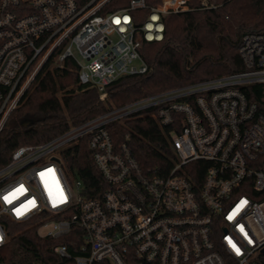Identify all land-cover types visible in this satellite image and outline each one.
<instances>
[{
    "label": "built area",
    "instance_id": "1",
    "mask_svg": "<svg viewBox=\"0 0 264 264\" xmlns=\"http://www.w3.org/2000/svg\"><path fill=\"white\" fill-rule=\"evenodd\" d=\"M188 1L129 0L101 14L107 0H0V135L46 65L74 60L78 83L101 99L118 77L147 72L143 42L161 41L164 16ZM137 10H146L140 23ZM238 53L241 70L142 96L17 146L0 165V264L7 220L52 240L50 264H264V29L245 31ZM137 117L165 133L168 164L143 167L129 133L115 142L109 125ZM83 138L103 181L94 196L64 162ZM17 189L23 194L12 199ZM28 201L34 206L17 215Z\"/></svg>",
    "mask_w": 264,
    "mask_h": 264
},
{
    "label": "trees",
    "instance_id": "2",
    "mask_svg": "<svg viewBox=\"0 0 264 264\" xmlns=\"http://www.w3.org/2000/svg\"><path fill=\"white\" fill-rule=\"evenodd\" d=\"M79 6L90 0H76ZM129 0H107L98 13L113 12L127 6ZM155 6L161 0H146ZM189 0V8L164 16L161 41H144L140 54L147 72L118 77L106 86L101 99L93 87L78 83V66L66 59L61 67L46 65L14 109L0 135V165L22 144H36L53 138L72 125H78L113 107L182 84L216 77L243 68L238 46L248 30L264 29V0ZM146 10H137V23L144 21ZM77 86L70 88V86ZM69 87V88H68ZM116 143L129 133L128 146L143 167L166 165L171 150L163 130L151 117H137L109 125ZM65 159L87 187L90 196L102 186L100 172L93 165L85 138L68 148ZM7 220L8 240L1 247L6 264H50L52 240L37 236L34 228ZM62 240L66 241L65 238Z\"/></svg>",
    "mask_w": 264,
    "mask_h": 264
},
{
    "label": "snow or ice",
    "instance_id": "3",
    "mask_svg": "<svg viewBox=\"0 0 264 264\" xmlns=\"http://www.w3.org/2000/svg\"><path fill=\"white\" fill-rule=\"evenodd\" d=\"M48 174H53L51 169L48 170ZM44 175H45V173H41V176H44ZM53 177H54V174H53ZM18 194H23V189H17L16 192L11 193L9 195L11 196L12 199H15ZM4 199L6 201H8L9 203L11 202L9 196H5ZM60 202H63L62 193H61ZM34 203H35L34 201H28V204L23 206V211L21 209H17V215H23V212L28 210V206L29 205L34 206ZM53 203L55 204L56 201L54 200ZM229 243H231V241H229ZM233 247H235V245H233ZM237 251H238V249H237Z\"/></svg>",
    "mask_w": 264,
    "mask_h": 264
},
{
    "label": "rangeland",
    "instance_id": "4",
    "mask_svg": "<svg viewBox=\"0 0 264 264\" xmlns=\"http://www.w3.org/2000/svg\"><path fill=\"white\" fill-rule=\"evenodd\" d=\"M208 3H210V2H208ZM75 54H76V57H77L81 62H84L83 59L77 54V52H76ZM134 63H135V64H139V61L136 60ZM31 87H32V86H30V88L28 89V92L30 91ZM75 87H77V86H75V85L70 86V88H75ZM68 88H69V87H68ZM64 162H66V160H64ZM65 169H66V171H67L66 173H67V175H68L69 181H70L71 183H73V182H74V177L70 175V171H69V168H68V164H67V165L65 164ZM44 230H45V228H41V229H40V231H41L42 233H44Z\"/></svg>",
    "mask_w": 264,
    "mask_h": 264
}]
</instances>
